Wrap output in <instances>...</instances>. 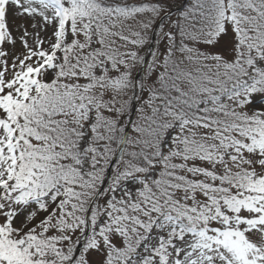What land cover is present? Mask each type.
<instances>
[{"label":"snow or ice","instance_id":"1","mask_svg":"<svg viewBox=\"0 0 264 264\" xmlns=\"http://www.w3.org/2000/svg\"><path fill=\"white\" fill-rule=\"evenodd\" d=\"M0 264H264V0H0Z\"/></svg>","mask_w":264,"mask_h":264}]
</instances>
